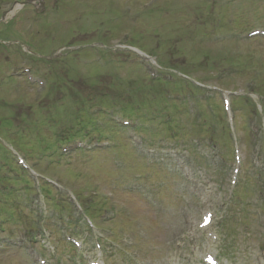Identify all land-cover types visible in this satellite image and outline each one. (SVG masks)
Listing matches in <instances>:
<instances>
[{"label":"rangeland","instance_id":"1","mask_svg":"<svg viewBox=\"0 0 264 264\" xmlns=\"http://www.w3.org/2000/svg\"><path fill=\"white\" fill-rule=\"evenodd\" d=\"M1 1L10 4L23 0ZM262 1L263 4L258 10L249 5L244 6L242 10L249 14L250 18L260 14L258 19L264 23V0ZM183 2L182 5H177L176 0H167L162 10L157 12V7L160 5L153 3L143 4L139 9L134 10L131 8L132 0H58L60 13L70 6L78 7L79 10L71 16L52 20V24L45 23L42 25L43 30L32 31L30 40L25 43L32 48L58 50L65 47L72 51L62 55L61 58H68L73 54H89L93 62L87 64L83 71L101 79L106 76L98 71V66L117 65L124 56V54L112 55V48L115 53H119L115 51L118 47V45L114 46L116 43H123L124 45L120 46L126 51L131 49L140 51L143 58H147L148 55L158 59L162 67L165 65L161 62L160 56L169 52L179 53L176 58L182 57L183 54H186L184 57L187 58L196 55L195 49H203L204 46V51L213 54L214 59L229 53L230 62L242 61L248 69L245 72L243 70L242 73L235 72L234 67L228 63L215 68L188 69L191 72V79H196L213 89L203 88L200 97L188 95L186 104L190 119L183 115L179 121L188 128L193 123L201 126L203 120L208 118L209 105L212 104L209 99H215L221 105L220 99L223 93L216 88L230 92L231 96L233 93L248 94L251 84L256 89L262 86L260 89L264 90V80L261 78V73L264 72V37L257 40L249 39L251 31H248L243 37L240 36L243 42L238 46L229 44L216 48L212 37L200 36L201 33L206 32L202 28L199 29L198 36L196 32V38L194 24L197 19L204 21L205 16H210L211 12L213 16L215 13H221V9L217 6L211 10L214 0H183ZM124 6L129 9L121 12ZM0 7L4 8L1 3ZM228 7L223 8V14L227 16V20H232L233 11L238 9L235 8L236 6ZM29 12L31 8L28 6L20 8L11 25L6 24L1 18L0 36L1 31L7 32L14 24H22ZM156 15L159 16L158 26L137 25L152 20ZM242 21L239 19L238 23L232 25V29L237 31ZM250 26L249 23H244L240 30H246ZM18 28L11 29L16 31ZM256 30L264 31V27H257ZM124 31L127 33H123ZM194 36L196 39L194 38L192 43L191 38ZM9 39L17 38L10 34L4 41L9 42ZM45 39L50 42L46 47H42L41 43ZM145 40H151L152 45L150 47L142 45ZM179 40L184 47L181 48ZM17 48H19L18 43L9 44L8 54L13 57V53L16 54L14 49ZM255 50L260 55L263 54V59L252 58L251 54ZM125 56L131 63L136 60L132 55ZM166 56H162L164 63L175 64L174 59L170 61ZM249 58L252 60L249 61ZM198 62L205 65L207 60L200 55ZM178 63L185 65L186 61L181 59ZM2 68L3 63L0 60V74L3 79ZM167 68L175 74L181 71L179 66H167ZM241 68L243 69L242 66ZM79 71L81 70L75 67L72 69V74L65 71L53 75L51 71H42L39 81H43L45 87L50 84L51 79L43 78L49 75L54 81L59 78H64L65 83L73 82L74 78L79 81V76H76ZM107 79L103 80V85L97 93H95L96 85L93 89L86 88V90L75 86L71 95L78 96L75 98L77 107L90 109L96 105L106 104L110 100L116 102V99L109 94L112 89H108ZM134 80L151 82V78L140 64L134 67ZM158 90L163 93L169 91L164 86H160ZM39 91L40 88L26 85L21 91L0 96V245H15L14 242L20 233L30 224L35 225L40 214L34 209L38 201L47 211L45 219L49 222L52 211L58 215L72 214L73 207L69 201L71 196L81 201L97 190L96 195L93 196H97L99 207L109 209L108 214L104 216L106 223L102 224L104 229H109L108 235L117 242L125 236L132 238L130 251L135 254L136 260L132 258L130 262L129 257H123L117 264H187L189 253L194 248L188 246L187 250L180 249L183 241H187L185 232L189 236L196 229L203 211H213L216 215L224 210L226 204H229L233 189L229 183L231 172L225 177V181L221 182L222 178L219 179L215 175L214 164L206 155L205 158L196 160L191 155L183 153L181 160L174 159V155L169 150L162 151L164 148L175 147V143L171 145L169 140L165 143L168 138L165 137L164 126L156 121L157 127L152 128L150 126L153 125H150L145 118L137 122L130 121L131 128L138 125L136 131L129 133L133 143V153L126 139L121 135L116 136L121 129L115 122L103 121L101 125L93 115L84 114L64 119L62 117L65 114H55L51 120L50 130L46 124L35 123V117L40 119L42 116L38 105L35 104L37 99L42 98L38 96ZM172 91L173 88L170 87L167 96H173ZM179 91L177 89V92ZM81 98L85 99L87 104L84 105ZM13 126L32 128L30 135L33 139L17 134L13 138L2 135L5 130ZM216 129L220 132L221 127ZM155 131H158L159 135L154 137L152 134ZM187 141L188 138L183 135L181 144ZM80 144L82 147H79ZM100 144L105 146L104 150L98 148ZM260 152L256 147L253 154L256 157ZM16 156L25 159L29 170L42 174L46 179L57 183L60 188L44 181L37 183L28 170L17 165ZM122 157L127 161V167L123 171L114 169L112 160L114 158L119 160ZM161 157H164V161H160ZM158 159L163 164L161 168L157 165ZM178 166L191 171L189 173L192 174V178H186L184 175L186 170L180 172ZM252 170V166L244 169L242 178L250 180L247 177ZM158 200L164 201V208H157ZM112 209L118 212V218L114 220H112L114 218ZM227 219L229 222L224 224L227 227L224 240L221 238L220 241L221 248L233 264H247V258L250 254H254L258 243L262 242L264 245V219L253 214L245 222L243 216L240 217L235 213L229 214ZM236 219L240 224L235 221ZM245 224H251L249 236H246ZM260 248H262L261 252H264V246H259L255 252L256 262L261 256ZM109 251L108 247L105 248L104 255H109ZM63 257H65L64 253ZM256 262L253 264H257ZM9 263L28 264L20 251L8 248L1 250L0 264ZM109 264H115V261L110 260Z\"/></svg>","mask_w":264,"mask_h":264}]
</instances>
